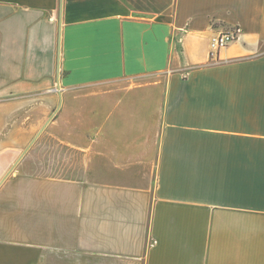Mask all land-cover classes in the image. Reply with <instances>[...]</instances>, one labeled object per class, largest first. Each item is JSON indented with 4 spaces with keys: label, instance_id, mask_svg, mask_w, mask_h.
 <instances>
[{
    "label": "crops",
    "instance_id": "1",
    "mask_svg": "<svg viewBox=\"0 0 264 264\" xmlns=\"http://www.w3.org/2000/svg\"><path fill=\"white\" fill-rule=\"evenodd\" d=\"M33 260L264 264V0H0V264Z\"/></svg>",
    "mask_w": 264,
    "mask_h": 264
},
{
    "label": "rangeland",
    "instance_id": "2",
    "mask_svg": "<svg viewBox=\"0 0 264 264\" xmlns=\"http://www.w3.org/2000/svg\"><path fill=\"white\" fill-rule=\"evenodd\" d=\"M55 84L54 79H51L50 84L42 85V103L39 102L38 106L36 101H30V112H29V130H28V139L31 141L33 136L36 134L37 130L40 128L52 112L56 109L59 101L62 104V98L57 97V92L54 90ZM55 116V115H54ZM52 117V121L54 120ZM50 120V122H51ZM49 122V124H50ZM48 125L44 128L41 134L36 138L37 141H42V147L49 141L54 140L53 129ZM35 140V141H36ZM21 249V248H20ZM35 264V260H33Z\"/></svg>",
    "mask_w": 264,
    "mask_h": 264
},
{
    "label": "built area",
    "instance_id": "3",
    "mask_svg": "<svg viewBox=\"0 0 264 264\" xmlns=\"http://www.w3.org/2000/svg\"><path fill=\"white\" fill-rule=\"evenodd\" d=\"M238 33L239 29L237 27H230L213 33L209 37L210 59L216 60L219 52L238 38Z\"/></svg>",
    "mask_w": 264,
    "mask_h": 264
},
{
    "label": "water",
    "instance_id": "4",
    "mask_svg": "<svg viewBox=\"0 0 264 264\" xmlns=\"http://www.w3.org/2000/svg\"><path fill=\"white\" fill-rule=\"evenodd\" d=\"M58 44H59V42H58ZM58 50H59V46H58ZM56 88L58 90H60V86H59V52H58V63H57V69H56ZM59 97L61 98L60 93H59ZM60 101L57 104L56 109L52 112V114L44 122V124L42 125V127L40 128V130L35 134V136L33 137V139L31 140L30 143H32L36 139V137L39 135V133L46 127V125L50 122V120L52 119V117L56 114L58 108L60 107V103H61Z\"/></svg>",
    "mask_w": 264,
    "mask_h": 264
}]
</instances>
